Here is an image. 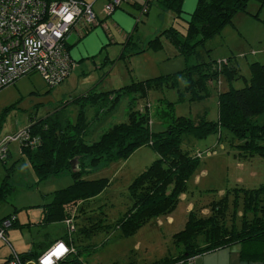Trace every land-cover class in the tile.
Listing matches in <instances>:
<instances>
[{
  "label": "trees",
  "instance_id": "16d2710c",
  "mask_svg": "<svg viewBox=\"0 0 264 264\" xmlns=\"http://www.w3.org/2000/svg\"><path fill=\"white\" fill-rule=\"evenodd\" d=\"M126 1L128 0L121 1L113 13L122 8ZM251 1L199 0L193 15L185 20L182 17L183 0H163L161 5L164 9L172 11L176 15V20L182 21L177 24L179 27L171 26L162 31L161 35L184 59L186 63L184 70L133 82L117 91L99 92L98 87H93L72 102L63 103L46 118L40 120L30 118L29 126L22 131H28L31 139H36L38 144L26 147L20 142L21 155L33 169L37 184L66 173L71 174L73 178V184L69 188L55 192L52 194V202L42 206L41 224L49 225L71 218L76 221V218H81L84 224L79 228V234L84 237H90L99 231L105 233L120 231L123 237H130L153 220L170 217L178 207L181 196L188 193V184L199 169L200 160L205 156L211 157L219 153L215 148L198 151L193 156L182 149L186 137L201 141L217 135L219 142L222 143L224 132H227L230 135H226L225 138L229 139L232 153L237 160L249 161L256 157L264 160L263 63L254 62L250 65L251 78L246 87L235 89L231 86L229 90L219 94L218 121L208 120L207 114L199 115L195 119L186 116L176 117L175 104L165 100L163 114L169 119V124L165 130L154 132L151 129L147 105L149 94L153 91L175 89L180 103L186 101L193 103L211 96L209 86L211 81H219L225 77L232 85L234 81L243 78L234 57L227 58L221 64L216 60H206L202 51L209 41L221 35L223 30L232 24L235 16L247 13ZM257 1L262 2L264 6V0ZM113 2L114 0H110L107 5ZM91 6L93 9V5ZM93 12L96 15L94 25L86 27L82 24L83 26L68 35L66 49L69 55L71 47L69 40L72 34L75 33L82 39L100 24L96 12L94 10ZM105 13L108 15L106 7ZM161 41V38L156 36L143 43L131 36L123 45L120 60L149 50L158 51L163 48ZM208 51L210 50L206 52ZM193 59L195 62L190 63ZM73 62L75 68L70 71L67 78L77 69V63ZM33 74L38 73L33 72L30 75ZM21 79L11 86H16ZM65 80L53 87L45 83L48 88L54 89ZM122 98L129 99L127 121L112 125L97 141L88 143L86 138L93 124L102 117L99 114L112 109ZM138 101H143L142 109L135 105ZM70 108L77 110L75 121L71 120L68 113ZM89 109L94 110L93 117L89 116ZM1 123L2 121L0 125ZM146 146L158 155V159L130 185L129 198L132 204L127 212L114 224L106 221L101 211L102 207L98 213L95 210L91 213L89 209L93 204H90L98 201V197L107 189L110 182L106 178L87 180L86 177L102 166L128 160L137 150ZM220 149L225 148L222 145ZM10 158L9 151L8 158L3 162ZM76 158L80 164L77 173L73 172L71 167V161ZM86 160H89L88 163ZM14 167L12 166L10 171H13ZM13 190L8 176L0 185V203L5 202ZM205 209L209 210V213L204 215L202 211ZM89 213L91 215H88ZM13 216L16 220L12 228L19 226L16 213L1 219L0 226L4 220ZM58 241L69 245L75 244L74 237L70 240L64 237L53 245ZM52 246L40 254L30 252L19 256L24 261L38 259ZM172 246L176 249L174 255L166 256L152 264H195L204 254L234 246L241 247L242 260L264 261V185L255 190L239 187L227 190L219 200L200 209L191 210L183 230L173 235ZM74 250L70 262L84 264L81 263L79 254L82 252L81 246L76 245Z\"/></svg>",
  "mask_w": 264,
  "mask_h": 264
},
{
  "label": "rangeland",
  "instance_id": "374dc122",
  "mask_svg": "<svg viewBox=\"0 0 264 264\" xmlns=\"http://www.w3.org/2000/svg\"><path fill=\"white\" fill-rule=\"evenodd\" d=\"M261 3L252 0L248 4L247 13L235 16L232 24L228 25L221 35L209 41L202 51L206 60H216L221 64L227 58L234 57L243 78L234 81L232 85L225 77L219 81H211V96L193 103H180L175 89L151 92L147 105L151 129L154 132L165 130L169 124V119L163 114L165 100L175 104L176 117L195 119L199 115L207 114L208 120L218 121L219 94L229 90L231 86L235 89L246 87L251 78L250 65L254 62L264 64V6ZM154 14L153 11L151 18ZM152 27L149 25L145 28ZM147 29L145 30L148 31ZM157 36L162 40V49L128 56L125 60H120L122 53H119L105 61L107 55L104 54L94 62L83 65L82 69L73 71L63 84L54 89L48 88L40 75L33 74L21 79L16 86L0 92V141L26 129L31 117L36 120L46 118L63 103L72 102L93 87H98L99 92L117 91L133 82L184 70L186 63L178 55L177 49L160 32ZM207 50L210 51L206 52ZM193 62L194 59L190 61ZM142 102L138 101L135 105L142 109ZM128 106L129 99L122 98L112 109L99 114L102 117L93 124L86 141L95 142L112 125L126 122ZM68 113L71 120L75 121L76 109L70 108ZM88 114L93 117L94 110L89 109ZM226 135L230 134L224 132L222 143L217 135L201 141L192 137L184 139L182 149L193 156L198 151L215 148L219 153L200 160L199 169L188 184V193L181 196L178 207L171 215L172 224L169 217H160L130 237H123L120 231H99L90 237H84L79 234V228L84 224L81 218H76V221L71 218V230L66 221L41 224L42 206L52 202V194L69 188L73 184V178L71 174L66 173L37 184L36 175L29 162L22 159L20 142H11V158L6 162L0 160V185L10 176L14 190L5 202L0 203V220L16 213L19 226L8 230L9 243L0 240V264L6 261L12 251L18 254H40L64 237L68 240L75 238L74 248L76 245L81 246L82 252L79 254L81 263L84 264H152L166 256L174 255L176 249L172 246V238L183 230L189 209L197 210L217 201L227 190L237 187L255 190L264 185V160L259 157L249 161L237 160L232 153L229 139L225 138ZM222 145L224 150L220 149ZM157 159L158 155L146 146L137 150L128 160L102 166L87 176V180L106 178L110 182L98 197V201L90 204L93 205L89 211L92 213L95 210L98 213L102 207L106 221L109 224L116 223L132 204L129 198L130 185ZM88 161L86 160L87 163ZM12 166H15L14 170L10 171ZM239 207L241 209L242 204ZM208 211L205 209L202 213L205 215Z\"/></svg>",
  "mask_w": 264,
  "mask_h": 264
},
{
  "label": "built area",
  "instance_id": "2783aa9c",
  "mask_svg": "<svg viewBox=\"0 0 264 264\" xmlns=\"http://www.w3.org/2000/svg\"><path fill=\"white\" fill-rule=\"evenodd\" d=\"M123 0L106 6L110 15ZM92 6L81 0H0V90L33 72L40 74L51 87L63 82L75 64L66 49L68 35L83 26L94 25ZM23 142L36 146L28 131L0 142V160L9 155V143ZM16 217L0 226V240L7 241L8 230ZM68 228L73 220H66ZM73 244L58 241L38 259L24 261L15 251L1 264H72Z\"/></svg>",
  "mask_w": 264,
  "mask_h": 264
},
{
  "label": "crops",
  "instance_id": "0c3cea01",
  "mask_svg": "<svg viewBox=\"0 0 264 264\" xmlns=\"http://www.w3.org/2000/svg\"><path fill=\"white\" fill-rule=\"evenodd\" d=\"M81 1L93 5L100 24L82 39L75 33L70 37V55L77 63V69H82L83 65L94 62L104 54L107 55L105 59L107 61V58L114 57V54L122 53L124 43L131 36L146 43L155 38L159 32L161 33L171 26L179 27L177 24L182 22L176 20V15L172 11L164 9L161 5L163 0H128L112 15L105 13V7L110 0ZM198 3L199 0H183V19H190L197 9ZM153 11L155 14L151 18ZM149 25L153 27L145 28ZM169 222L171 224L173 222L171 216ZM195 264H264V261L246 262L241 258V247L234 246L204 254L197 259Z\"/></svg>",
  "mask_w": 264,
  "mask_h": 264
},
{
  "label": "water",
  "instance_id": "95a60500",
  "mask_svg": "<svg viewBox=\"0 0 264 264\" xmlns=\"http://www.w3.org/2000/svg\"><path fill=\"white\" fill-rule=\"evenodd\" d=\"M79 166H80V164H79L78 158L71 161V167H72L73 172L77 173L79 170Z\"/></svg>",
  "mask_w": 264,
  "mask_h": 264
}]
</instances>
